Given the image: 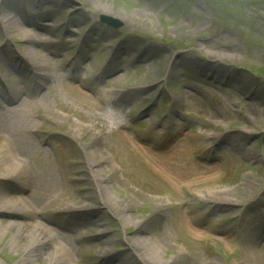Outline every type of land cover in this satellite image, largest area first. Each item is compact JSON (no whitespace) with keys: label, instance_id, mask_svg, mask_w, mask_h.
Listing matches in <instances>:
<instances>
[{"label":"rangeland","instance_id":"374dc122","mask_svg":"<svg viewBox=\"0 0 264 264\" xmlns=\"http://www.w3.org/2000/svg\"><path fill=\"white\" fill-rule=\"evenodd\" d=\"M13 134L58 183L14 218L44 258L9 226L0 264H264V0H0L1 153Z\"/></svg>","mask_w":264,"mask_h":264},{"label":"bare ground","instance_id":"6f19581e","mask_svg":"<svg viewBox=\"0 0 264 264\" xmlns=\"http://www.w3.org/2000/svg\"><path fill=\"white\" fill-rule=\"evenodd\" d=\"M45 28V25H40V29ZM27 33V32H25ZM39 34V33H36ZM36 34H32V36H28L30 39H35ZM87 83V82H86ZM88 85V84H87ZM17 91L15 89L12 90V94L8 93L7 96L5 95L4 102H15L17 101L16 97ZM20 108H25L26 103L22 101H18ZM11 139H13L14 147L10 151V153H1L0 152V177L4 179L7 182L14 183L16 186L22 191L25 188L28 189V186L30 185V189L32 191L37 192L41 195L40 199H37L36 201L31 202V205L29 204V201L27 198L23 197L21 199H16L13 201H0V212L5 213L6 215L12 217H8V219H11L7 221L6 223H2L0 221V228L6 229L7 227L13 226L15 229L14 234V240L19 239V245L23 244L21 240L23 238L29 239L31 244H27V247H25V250L27 249V257L33 260L35 257H43V245L45 247V244L48 243L51 239V231L47 229L45 226H42L40 224H37L34 229L31 230V234L25 233L24 225L15 224L14 218L20 217L22 215H26L28 212H35L36 208L40 207L41 205H44L45 203V196L51 195L56 188L54 186L58 183L56 174L50 172L45 173L43 171H34L29 169L25 158L28 155L29 152V146L27 143H23L20 139L17 140L15 134L11 135ZM36 159V156L34 157ZM176 166L179 168V172L186 173L185 175H193L192 180L195 184L199 183L200 176H195L196 170L195 169H187L184 168L181 164H176ZM169 168V166H166ZM175 169V168H174ZM176 170V169H175ZM1 192L3 194H6V189L2 188ZM55 193V192H54ZM53 193V194H54ZM214 192H211V195ZM52 194V195H53ZM212 196V197H213ZM52 200H50L46 207L51 204ZM59 204V201H56ZM53 203L52 205L56 204ZM190 220V219H188ZM64 253L60 249L54 250L53 253L45 257L46 264H58V262L63 258ZM246 259V257H244ZM158 264H161V262H157ZM205 264H220L219 260L217 258H213L212 260L208 261Z\"/></svg>","mask_w":264,"mask_h":264},{"label":"water","instance_id":"95a60500","mask_svg":"<svg viewBox=\"0 0 264 264\" xmlns=\"http://www.w3.org/2000/svg\"><path fill=\"white\" fill-rule=\"evenodd\" d=\"M106 19H110L111 21L115 22L116 24H119V21L117 19H115V18H106Z\"/></svg>","mask_w":264,"mask_h":264}]
</instances>
